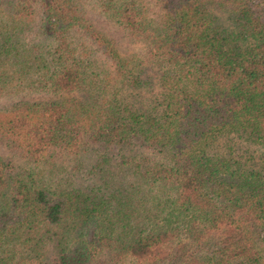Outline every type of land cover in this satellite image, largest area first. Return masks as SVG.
<instances>
[{
  "label": "trees",
  "instance_id": "obj_1",
  "mask_svg": "<svg viewBox=\"0 0 264 264\" xmlns=\"http://www.w3.org/2000/svg\"><path fill=\"white\" fill-rule=\"evenodd\" d=\"M89 2L0 0V264H264V0Z\"/></svg>",
  "mask_w": 264,
  "mask_h": 264
},
{
  "label": "rangeland",
  "instance_id": "obj_2",
  "mask_svg": "<svg viewBox=\"0 0 264 264\" xmlns=\"http://www.w3.org/2000/svg\"><path fill=\"white\" fill-rule=\"evenodd\" d=\"M81 5L86 10V15L90 18L94 26L97 29L103 31L107 36L111 37L114 41H116L118 48L123 53H130L137 49V46L129 42L127 37H125L124 32L120 29L119 26L109 21L103 15L99 14L96 10H92V5L91 2H89V0H81ZM214 13L216 14V16L219 17V20L224 25H229L228 13L226 11H214ZM37 25H39L38 18H36L35 25L30 30V36H34V34L36 33L35 34L36 40H45L46 39L45 36L47 35L48 31H46L45 34H43L42 31H39ZM53 99H59V97L48 93H39L33 91H14L12 93L6 94L0 97V119L4 121L6 118H9V116L14 110V107L19 104L38 101V100L50 101ZM239 145L242 149L245 148V145L243 144H239ZM141 149H142L141 147H136L133 151H141ZM110 152L114 153L116 152V150L112 148ZM0 156H2L4 159L12 160L14 165L21 164V160H19L14 155H11V153L7 149H5L2 145H0ZM162 264H172V263L168 261H164Z\"/></svg>",
  "mask_w": 264,
  "mask_h": 264
}]
</instances>
